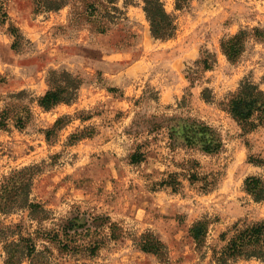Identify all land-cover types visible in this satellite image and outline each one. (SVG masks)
Here are the masks:
<instances>
[{"label": "rangeland", "instance_id": "374dc122", "mask_svg": "<svg viewBox=\"0 0 264 264\" xmlns=\"http://www.w3.org/2000/svg\"><path fill=\"white\" fill-rule=\"evenodd\" d=\"M1 1L8 17L0 24V108L25 92L23 102L33 117L24 130L12 124L0 129V186L14 169L41 164L32 198L55 221L78 209L109 216L125 232L96 257H61L55 251L54 264H164L136 245L135 238L147 231L168 247L166 264H216L211 252L197 251L190 232L197 220H213L208 246H223L220 235L237 222L264 220V202L244 190L248 177H264V166L251 162L264 159V127L246 134L220 105L245 79L264 91V40L252 42L236 65L221 51L224 37L244 28L264 29V0H192L183 10H176V0H163L178 24L167 41L152 36L140 4L129 6L111 31L98 34L71 25L70 7L39 13L34 0ZM11 27L20 32L21 50L13 48ZM205 51L216 54L218 63L196 73L192 83L188 72ZM53 71L79 76L83 84L75 102L46 111L38 99L50 89ZM206 88L213 102L203 98ZM64 117L65 127L49 142L46 131ZM186 118L214 128L223 149L207 154L172 140L171 128ZM74 135L84 137L70 143ZM137 151L144 160L133 163ZM166 181L182 185L174 191ZM53 222L39 224L27 212L0 214V233L20 225L23 236L35 238ZM18 239H0V264H6L5 245Z\"/></svg>", "mask_w": 264, "mask_h": 264}, {"label": "trees", "instance_id": "16d2710c", "mask_svg": "<svg viewBox=\"0 0 264 264\" xmlns=\"http://www.w3.org/2000/svg\"><path fill=\"white\" fill-rule=\"evenodd\" d=\"M36 11L58 12L63 8H71L70 24L77 27L86 26L98 34H106L126 15V9L133 4H140L150 23L152 36L157 40L167 41L174 38L178 31L177 18L168 12L163 0H34ZM192 0H176V10L189 7ZM8 14L0 0V24H5ZM16 37L13 44L15 50H21V36L17 28H10ZM264 40V29L259 27L244 28L233 35L226 36L221 41V51L232 65L238 64L250 44ZM217 55L205 51L196 62L197 68L190 69L188 78L195 82L196 73L202 70H212L217 65ZM48 82L50 89L38 99V105L50 111L62 103L71 104L76 101L83 84L79 76L68 72L50 73ZM25 92L15 94L14 101L7 102L0 108V129L8 130L12 124L19 130H24L31 122L33 113L29 104L23 102ZM207 102H213V92L206 88L202 93ZM248 134L264 127V91L250 79L241 82L234 93L229 94L220 103ZM67 117L59 119L53 128L46 131L50 142L65 126ZM179 122V123H178ZM170 132L172 140L180 139L189 148H197L207 154L219 153L223 149V140L218 132L196 119H179ZM183 123V124H182ZM159 128L158 126H155ZM153 132L154 130H148ZM83 135H74L70 143L81 140ZM260 166H264V159L251 158ZM144 155L137 151L131 155L133 163H140ZM43 165L34 164L14 169L3 177L0 186V214L13 215L20 212L29 213L32 221L42 224L53 219L51 230L40 229L36 237L23 236L20 225L9 233L1 232L0 239L8 241L5 245L7 253L6 264H22L29 260L30 264H54L53 258L58 255L85 254L96 257L99 251L109 241H119L124 237V229L112 222L109 216H93L82 213L78 209L70 217H63L55 221L46 206L32 198L36 178L42 174ZM178 191L180 182H165ZM245 192L257 203L264 202V177L250 176L245 180ZM213 220L207 216L197 220L191 227V236L196 242L199 253L211 252L212 261L216 264H236L240 261L256 260L264 264V220L258 222L240 221L220 235L223 246L215 244L208 246V236ZM8 229H10L8 227ZM19 230V231H18ZM39 243L43 249H39ZM136 245L144 252L156 255L166 264L169 258L168 247L152 231H147L135 238ZM208 250L207 252H204Z\"/></svg>", "mask_w": 264, "mask_h": 264}]
</instances>
